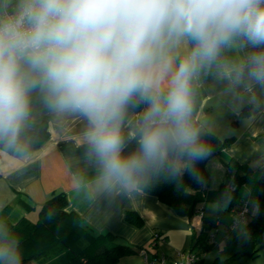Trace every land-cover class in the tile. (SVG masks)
I'll use <instances>...</instances> for the list:
<instances>
[{
	"label": "clouds",
	"instance_id": "9594fccd",
	"mask_svg": "<svg viewBox=\"0 0 264 264\" xmlns=\"http://www.w3.org/2000/svg\"><path fill=\"white\" fill-rule=\"evenodd\" d=\"M223 67L264 91V0H0V147L27 153L38 99L83 121L101 190L135 191L210 155L196 83ZM21 244L0 221V264H24Z\"/></svg>",
	"mask_w": 264,
	"mask_h": 264
},
{
	"label": "crops",
	"instance_id": "0c3cea01",
	"mask_svg": "<svg viewBox=\"0 0 264 264\" xmlns=\"http://www.w3.org/2000/svg\"><path fill=\"white\" fill-rule=\"evenodd\" d=\"M224 55L234 59L242 54L227 51ZM252 96L256 97L255 101ZM194 119L205 134L221 140L232 139L229 146L206 159L207 179L202 181L201 187L217 189L226 180L230 159L247 166L251 173L236 190L235 205L248 198L250 204L253 203L249 206L250 216L255 210L259 170L264 166V91L233 86L227 67L214 68L202 74L196 83ZM31 121L45 124L48 133L39 148L17 156L0 149V217L25 216L33 221L48 197L62 191L67 200V212L77 215L93 232L109 233L116 241L128 244L134 250L128 257L138 258L141 264L138 251L149 244L154 233L163 239L159 251L167 254L176 250L195 251L200 254L198 264H264V246L251 257L238 255L243 228L226 235L230 213L216 218L213 227L204 228L205 243L208 233L215 227L218 230L215 244L202 251L201 244L197 243L203 226L199 217L179 215L154 195L139 189L122 193L101 190L95 183V169L84 155V123L80 119H57L34 99ZM234 191H227L229 197H233ZM18 198L28 209L17 203ZM224 207L226 201L221 206ZM218 210L216 202L203 205L205 216H218ZM127 211L137 214L143 224L135 227L127 223L124 219ZM126 258L127 255L114 264H129Z\"/></svg>",
	"mask_w": 264,
	"mask_h": 264
},
{
	"label": "trees",
	"instance_id": "16d2710c",
	"mask_svg": "<svg viewBox=\"0 0 264 264\" xmlns=\"http://www.w3.org/2000/svg\"><path fill=\"white\" fill-rule=\"evenodd\" d=\"M47 135V130L41 124L31 121L25 133L27 152L39 148L46 141ZM203 139L211 149L210 155L221 152L232 142L231 138L221 140L212 134H205ZM0 149L13 156L20 155L2 147ZM206 159L195 165L188 163L176 174L163 172L155 175L139 187V190L154 195L179 215L189 218L205 203H217L219 215H204L202 218V233L197 238L202 251L211 247L203 242L204 228L213 227L217 217L230 213L235 205L236 190L246 182L251 173L247 166L230 159L227 163L226 180L215 190L203 189L202 181L207 179ZM228 179L236 186L233 197H229L227 192ZM225 201L226 207L221 208ZM17 203L28 209L20 198ZM66 206L65 194L60 191L48 197L39 207L37 218L33 221L25 216L16 219L6 215L0 217V221L7 223L21 238L24 264H114L121 257L134 253L128 244L116 241L111 234L95 233L84 226L77 215L66 211ZM254 206V212L243 227L239 256H253L262 247L261 241L264 240V166L259 170ZM124 219L135 227L143 224L141 218L130 211L125 213Z\"/></svg>",
	"mask_w": 264,
	"mask_h": 264
},
{
	"label": "built area",
	"instance_id": "2783aa9c",
	"mask_svg": "<svg viewBox=\"0 0 264 264\" xmlns=\"http://www.w3.org/2000/svg\"><path fill=\"white\" fill-rule=\"evenodd\" d=\"M227 190L234 191L236 186L229 180L226 183ZM250 201L248 198L241 199V201L234 205L230 211V222L226 227V235L234 231H240L246 224L249 218ZM195 216L202 220L204 216L203 206L195 210ZM218 218V217H217ZM217 228L215 227L207 235V244L213 245L216 242ZM163 243L161 235L154 233L151 241L145 247H140L138 253L141 257L142 264H198L200 261V254L195 251L182 252L176 250L173 254H167L159 251V245Z\"/></svg>",
	"mask_w": 264,
	"mask_h": 264
},
{
	"label": "rangeland",
	"instance_id": "374dc122",
	"mask_svg": "<svg viewBox=\"0 0 264 264\" xmlns=\"http://www.w3.org/2000/svg\"><path fill=\"white\" fill-rule=\"evenodd\" d=\"M250 205L252 206L253 203L251 202ZM125 257H126V256H125ZM125 261H127L129 264H141L138 258H136V257H134V258H133V257H128V255H127V258H126ZM251 261H252V260H251ZM253 261H254V260H253Z\"/></svg>",
	"mask_w": 264,
	"mask_h": 264
},
{
	"label": "water",
	"instance_id": "95a60500",
	"mask_svg": "<svg viewBox=\"0 0 264 264\" xmlns=\"http://www.w3.org/2000/svg\"><path fill=\"white\" fill-rule=\"evenodd\" d=\"M43 128H45V124H41ZM261 246H264V240L261 241Z\"/></svg>",
	"mask_w": 264,
	"mask_h": 264
}]
</instances>
